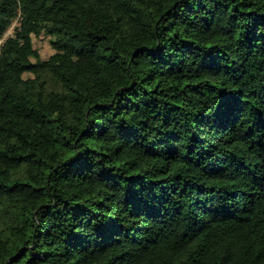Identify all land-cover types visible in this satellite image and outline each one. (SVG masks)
<instances>
[{
  "label": "trees",
  "instance_id": "obj_1",
  "mask_svg": "<svg viewBox=\"0 0 264 264\" xmlns=\"http://www.w3.org/2000/svg\"><path fill=\"white\" fill-rule=\"evenodd\" d=\"M77 3L0 0V264H264V0Z\"/></svg>",
  "mask_w": 264,
  "mask_h": 264
},
{
  "label": "rangeland",
  "instance_id": "obj_2",
  "mask_svg": "<svg viewBox=\"0 0 264 264\" xmlns=\"http://www.w3.org/2000/svg\"><path fill=\"white\" fill-rule=\"evenodd\" d=\"M77 1H78L77 5L72 8L73 12H79L83 9H86L88 6L94 5L98 2V0H77ZM12 7H14V5H12ZM18 21H19L18 18H16L13 21L12 25L5 32L4 37L9 36L13 33V28L15 25H17ZM1 41H2V39H0V43H1ZM33 41H34V47H36L38 49L41 56L45 57L48 54H50L51 52H53V49L50 47V45L48 43V36L41 34L38 37H35L33 39ZM25 75H31V74L26 73ZM6 165H7V163H6L5 159L0 157V168H4Z\"/></svg>",
  "mask_w": 264,
  "mask_h": 264
}]
</instances>
